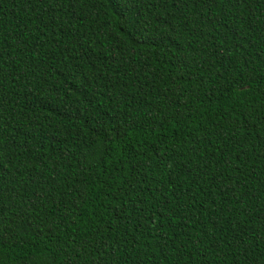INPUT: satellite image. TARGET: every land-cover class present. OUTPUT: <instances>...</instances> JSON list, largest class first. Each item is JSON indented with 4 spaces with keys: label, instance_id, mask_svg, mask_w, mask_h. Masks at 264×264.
I'll return each instance as SVG.
<instances>
[{
    "label": "trees",
    "instance_id": "trees-1",
    "mask_svg": "<svg viewBox=\"0 0 264 264\" xmlns=\"http://www.w3.org/2000/svg\"><path fill=\"white\" fill-rule=\"evenodd\" d=\"M0 264H264V0H0Z\"/></svg>",
    "mask_w": 264,
    "mask_h": 264
}]
</instances>
